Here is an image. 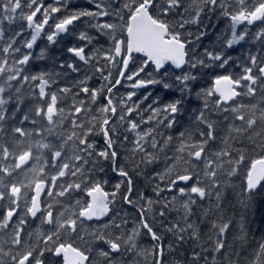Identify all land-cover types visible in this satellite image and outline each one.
<instances>
[{
  "label": "snow or ice",
  "instance_id": "obj_1",
  "mask_svg": "<svg viewBox=\"0 0 264 264\" xmlns=\"http://www.w3.org/2000/svg\"><path fill=\"white\" fill-rule=\"evenodd\" d=\"M257 205L264 0H0V264H264Z\"/></svg>",
  "mask_w": 264,
  "mask_h": 264
},
{
  "label": "trees",
  "instance_id": "obj_2",
  "mask_svg": "<svg viewBox=\"0 0 264 264\" xmlns=\"http://www.w3.org/2000/svg\"><path fill=\"white\" fill-rule=\"evenodd\" d=\"M76 1L78 3V0H76ZM49 2H50V0H49ZM84 2H85V0H80L81 4L84 3ZM224 26L225 25L223 23L219 24L218 27L215 29V31L212 32L210 34V36L204 40V44L207 45L210 40H214L215 37H216V34L219 33L224 28ZM43 43L44 42H41V47H43ZM247 47H248V45H245V50L247 49ZM37 51H39V49H37ZM240 52H241V49L238 48L235 53H232L233 57L235 58L237 55L240 54ZM140 58L141 57H137L138 60ZM35 63H38V62H35ZM217 71H219V70H217ZM212 79H213V75H212L211 71L209 70L207 72V74H205L204 76H202L200 78V81H199V84H198V90H199V88H209V87H211L212 86ZM155 91H159V90L156 89ZM249 163H250V160H249ZM240 180H241V177H237L236 183H239ZM115 182H116L115 180H112L108 185H106V190L111 191V185L114 184ZM142 185H143V181H140V186H142ZM149 192H150V190H149ZM129 211L131 212V211H134V210H130L129 209ZM261 213H264V205H257V211L255 213L257 222L252 224V228H253L254 231H255V229L261 227V225L259 224V217H260ZM255 234L258 237L260 235V232H256Z\"/></svg>",
  "mask_w": 264,
  "mask_h": 264
},
{
  "label": "bare ground",
  "instance_id": "obj_3",
  "mask_svg": "<svg viewBox=\"0 0 264 264\" xmlns=\"http://www.w3.org/2000/svg\"><path fill=\"white\" fill-rule=\"evenodd\" d=\"M38 64H39V62H38ZM42 66V65H41ZM130 210H133V209H130Z\"/></svg>",
  "mask_w": 264,
  "mask_h": 264
}]
</instances>
